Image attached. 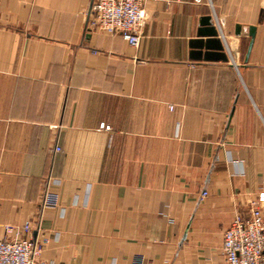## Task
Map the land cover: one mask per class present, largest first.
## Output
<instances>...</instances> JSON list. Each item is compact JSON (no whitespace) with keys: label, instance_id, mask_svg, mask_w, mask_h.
<instances>
[{"label":"crops","instance_id":"0c3cea01","mask_svg":"<svg viewBox=\"0 0 264 264\" xmlns=\"http://www.w3.org/2000/svg\"><path fill=\"white\" fill-rule=\"evenodd\" d=\"M92 7L0 0V240L31 222L35 264H224L264 214V0L147 1L138 48ZM205 17L229 62L191 59Z\"/></svg>","mask_w":264,"mask_h":264},{"label":"built area","instance_id":"2783aa9c","mask_svg":"<svg viewBox=\"0 0 264 264\" xmlns=\"http://www.w3.org/2000/svg\"><path fill=\"white\" fill-rule=\"evenodd\" d=\"M165 0H93L95 15L92 29L109 35H121L138 48L145 25V3ZM202 5L205 0H191ZM205 191L202 197H207ZM32 223L27 222L19 237L0 240V264H35L42 245L31 238ZM224 264H264V214L258 202H252L247 218L236 217L223 235Z\"/></svg>","mask_w":264,"mask_h":264},{"label":"water","instance_id":"95a60500","mask_svg":"<svg viewBox=\"0 0 264 264\" xmlns=\"http://www.w3.org/2000/svg\"><path fill=\"white\" fill-rule=\"evenodd\" d=\"M241 28L238 27V33L240 34ZM201 37L207 38V40H193L191 42V59L194 61H222L229 62L230 56L226 51L225 45L218 37V32L215 27L209 24V18L205 17L202 20V28L200 30ZM256 35V28L251 27L249 29V37L251 38L246 51V61L248 60Z\"/></svg>","mask_w":264,"mask_h":264}]
</instances>
